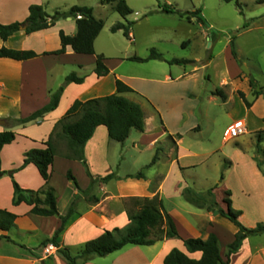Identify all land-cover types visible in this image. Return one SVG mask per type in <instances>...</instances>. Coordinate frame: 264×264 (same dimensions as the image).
I'll use <instances>...</instances> for the list:
<instances>
[{"label":"crops","instance_id":"0c3cea01","mask_svg":"<svg viewBox=\"0 0 264 264\" xmlns=\"http://www.w3.org/2000/svg\"><path fill=\"white\" fill-rule=\"evenodd\" d=\"M45 3H50V0H0V17L3 11L7 10L9 18L5 23L23 22L29 16L30 6H43ZM256 3L264 5V0H256ZM142 13L178 18V27L173 25L168 29L149 32V24L153 23L150 21L152 17L146 16L137 20L139 14H136L133 20L135 24L130 37L127 38L126 51H132L129 54H125V51H115L114 54L107 55L95 48L96 55H80L68 47L65 54L44 55L55 53L62 48L61 31L68 36L77 33L76 20L72 18L61 20L54 27L31 35L21 31L7 42L0 38V48L33 51L39 55L28 61L0 59V120L5 123L0 124V133L12 131L17 135L16 141L5 146L1 153V172L4 174L0 177V209L17 216V227L11 232L0 230V236H7L12 240L10 242L0 239V264H42L44 259H37L32 254L43 240L53 237L61 225L59 217L32 215L31 207L25 203L14 206V187L10 174L14 173V180L24 190L38 191L45 188V182L34 165L16 171L23 164L25 154L35 148H46L44 144L55 132L57 123L76 101L85 102L116 94L118 79L134 91L122 96L141 107L144 114V131H133L127 142L122 145L109 138L105 126L97 128L93 138L86 145V160L89 168L93 169L96 165L97 168L107 171L105 174L93 173L95 178H104L110 174L117 177L109 183L100 184V189H107L113 184L117 190L114 197L100 196L99 203H91L94 206L86 207L80 204L76 212L77 217L68 223L61 236V245L70 249H81L88 241L100 237L105 231L127 227V211L119 213L110 210V213H102V205L117 197L129 201L132 198L159 196L164 202L165 210L173 218L179 234H182V228L184 229L186 237L183 239L197 238L195 235L198 234V219L208 218L215 225L219 220L229 222L222 216L197 209L187 202L186 206L172 203L173 199H183L184 189L192 188L186 177L201 168L207 170L211 162L222 171L223 179L221 180V176L218 184L212 189L223 209H226L224 199L229 198L226 193L230 192L233 208L242 212L240 221L251 208L247 204L246 207L243 206L241 202H257L256 208L253 209L261 215L264 213V156L255 152L256 136L264 132V69L258 57L244 56L239 47V40L244 36L264 32V14L250 18L245 16V22L235 30L236 36L228 38L204 18L203 13L201 16L205 19V24L196 17L185 19L177 14L165 13L158 4ZM182 20H186L194 28L190 31L192 36L189 38L182 39L177 35ZM199 36L202 40H208V52L213 51L224 39L226 43L219 52L203 54L194 59H182L189 62L187 65H171L156 60L145 63L130 60L133 57L146 58L152 49L157 50L168 61L180 60L173 58L172 50L189 48L192 41H196ZM231 40L234 43L236 58L232 54ZM98 55L105 58L104 63L110 71L105 77H98L94 73ZM72 73L85 78V82L81 85H68L55 111L38 121L25 125L16 123L48 105L52 95L64 85L66 77ZM251 77L263 88V94L253 102L251 108H247L239 93L253 101ZM222 95L226 96L225 101L221 98ZM238 123L246 128V134L225 140L228 130ZM58 133L59 131L55 132L56 136ZM55 145L57 156L48 186L56 193L60 215L65 216L81 192L73 189L66 206L61 209V197L53 184V174L57 164L71 172V165L80 162L65 156L63 150L67 147V140L61 135L56 137ZM156 154L158 160L151 165ZM144 159H151V162L144 164ZM125 169L126 172L122 173ZM137 169L158 170H155L152 176L144 174V178L140 180L128 178L139 173ZM33 178L34 183L31 181ZM90 186L89 178V187L85 191L79 187L82 192H89ZM167 197H170L172 210H169ZM119 224L122 226H118ZM237 232L238 228L234 225V233ZM22 234L38 239L37 244L32 247L20 240ZM39 234L45 237L38 238ZM170 241L173 240L159 242L152 247ZM248 242L249 240H246L241 250L232 257L231 264H234ZM139 248L141 247L131 249L128 254L139 252ZM126 249L127 247L123 250ZM171 250L169 248L163 257L165 258ZM124 254L126 253L120 258H128L129 255ZM93 259L86 264H91ZM157 259L158 256H154L149 264H155ZM126 264L136 263L132 259H126ZM246 264H264V246L255 248L254 252L249 254Z\"/></svg>","mask_w":264,"mask_h":264},{"label":"trees","instance_id":"16d2710c","mask_svg":"<svg viewBox=\"0 0 264 264\" xmlns=\"http://www.w3.org/2000/svg\"><path fill=\"white\" fill-rule=\"evenodd\" d=\"M233 0H224L230 3ZM103 5H112L116 13L120 14L124 19L132 14V10L128 6L126 0H103ZM165 13L177 14L181 17L198 18L200 22L205 24V19L201 16L202 11L181 12L172 9L171 6L162 7ZM74 19L77 24V33L74 36H68L63 31L60 32L62 48L55 53H45L44 55H62L65 54L68 47H71L76 54L80 55H96L95 42L105 27L103 20L97 19L91 8L83 6H74L67 12L55 11L53 15L48 14L41 5H32L29 7V16L23 22H15L12 24H0V38L7 42L12 36L21 31L26 35L36 32L48 30L54 27L59 21L66 19ZM133 22L122 24L119 23L112 27L111 32L117 33L123 31L124 36L129 38ZM232 54L236 58L234 51V43L231 42ZM39 57L33 51H17L6 47L0 48V59H12L16 61H28ZM105 58L102 55L97 56L96 67L94 73L98 77L107 76L110 71L104 63ZM130 60L140 63L152 60L167 62L168 64H189L188 61L171 60L168 61L157 50L152 49L148 57H133ZM85 82V78H80L76 73L68 75L64 85L55 92L48 105L33 113L25 119L16 121L19 125H25L33 121L44 118L47 114L55 111L60 104L61 97L65 88L70 84L81 85ZM252 88L253 101H249L243 93H239L241 99L247 108H251L253 102L263 94V88L259 87L258 82L254 78H250ZM117 93L88 100L85 102L76 101L67 111L65 116L57 123L55 132L59 131L57 136L61 135L67 140L68 159L80 162L86 169V174L91 180L92 190L97 184L109 183L117 179L116 175L110 174L104 178H95L89 168L85 156V148L88 142L93 138L97 128L105 126L108 131L109 138L119 144H125L130 138L133 131L143 132L145 128L144 114L141 107L122 95L133 93L134 91L121 80L116 82ZM221 98L225 101L226 96ZM53 132L49 140L44 144L45 149H32L25 154L23 164L16 171H21L29 165H34L40 176L45 182L46 187L38 191L24 190L16 183L13 174V205L19 206L22 203L31 207L30 213L40 217H59L61 225L55 232L53 237L44 240L40 247L53 246L57 250V254L65 260L67 264H86L94 257L105 258L115 254L128 246L135 247H152L155 244L169 240H179L184 250L173 248L164 258L163 264H231L232 257L236 255L242 248L244 242L251 238L264 234V223L257 224L254 228L245 227L240 219L242 212L233 208L231 193L227 192L229 198L224 199L226 209H223L216 199L214 189L206 192H197L193 188L184 189L183 199L193 207L205 210L222 216L229 220L237 228L234 241L228 246V253L224 260L221 254L219 239L216 234L212 233L207 239L202 238H181L177 226L173 218L165 210L164 202L159 196L153 198H132L129 201L134 204L136 210L127 211L129 225L124 229L115 228L112 231H105L100 237L88 241L77 253L73 255L70 248L61 245V236L66 230L68 223L76 218V200L71 204L67 214L61 216L57 205V196L54 189L48 186L52 177V167L54 159L57 156L55 145L56 134ZM17 139V135L12 131L0 133V177L4 174L1 172V153L5 146L11 145ZM158 160V154L151 165ZM150 165V166H151ZM261 169V166L259 165ZM68 179L74 184L75 188L83 193L77 183V180L71 172L67 174ZM264 176V172H263ZM132 179H143L144 173L139 172L136 175L128 176ZM223 179V176L221 180ZM90 203H99V198L92 196L87 199ZM17 216L7 210L0 209V230L3 232H11L16 229ZM0 239L12 241L10 237L0 236ZM25 248V247H24ZM199 254V258H193V255Z\"/></svg>","mask_w":264,"mask_h":264},{"label":"rangeland","instance_id":"374dc122","mask_svg":"<svg viewBox=\"0 0 264 264\" xmlns=\"http://www.w3.org/2000/svg\"><path fill=\"white\" fill-rule=\"evenodd\" d=\"M103 0H50V3H45L43 5L45 11L53 15L55 11L59 10L62 12L69 11L74 6H83L91 8L94 12V16L97 19H101L105 23V27L102 30L101 36L99 37L98 41L95 43V48L98 52H104L107 55L114 54L115 51L117 52H123L125 54L132 53L131 50L126 51V45L128 43L127 37L124 36V33H112L111 27L115 26L119 23L127 24L130 22H133L135 19V15L139 14L138 17H136L137 20H142L146 16L152 17L150 21L153 23H150V29L149 32L154 31H160L161 29H168L173 25L178 24L177 19L175 17H158V16H149V14H143L144 10H148L149 7L157 6L163 10V6L169 5L172 7V9H178L179 11L184 12H192L194 10H201L203 13L204 18L208 19L211 24L214 25V27L223 32V35L226 37H235L236 33L235 30L237 28H240L242 24L245 22V16L250 17H256L260 14H264V5H260L256 3V0H233L230 3L224 2V0H126L128 6L132 10V14L129 15L126 19H124L120 14L114 12L112 5H103ZM2 16L0 17V24L7 25V20L9 18V15L6 13L8 12L3 11ZM243 13V14H241ZM187 18V17H183ZM135 24V22H133ZM12 24V23H11ZM193 26L189 25L186 20H182L181 26L179 31L177 32V35L181 37L182 39L189 38L190 31H193ZM141 32V30H140ZM1 41V39H0ZM197 41V42H196ZM196 41H192V45L189 48H178L172 50L173 58L176 59H194L198 58V56H202L203 54H210L221 51L226 43V39H224L222 42H220L213 51H209L206 49L208 47V40L203 39L199 36V38ZM232 42V40H231ZM131 47V44L129 45ZM239 47L241 48V52L246 55H252L254 57H258L260 62L263 65L264 69V32L255 33L250 36H244L239 40ZM125 51V52H124ZM141 53V52H140ZM144 54V53H142ZM148 57V56H147ZM124 69V68H123ZM224 125V124H222ZM60 131V128L58 129ZM213 139V138H212ZM257 140V147H256V153L260 156H264V132L259 133L256 136ZM259 140V141H258ZM217 142H219V138L217 136ZM63 152L66 154L68 152V147L65 146ZM151 159H144V164H149ZM60 163V162H59ZM264 168V163L262 164ZM68 170L66 167H63L61 164H57L55 168V172L53 174V184L57 191L59 192V196L61 197V203L60 208L63 209L66 204L67 200L71 196V192L73 189H75L74 184L68 179ZM72 175L77 180L78 185L81 187L83 191H85L89 187V178L86 174V169L81 163H75L72 164L70 167ZM137 172H144V174H148L149 176L153 175L155 170H143V169H137ZM90 171L92 174H105V169H99L96 167H93V169L90 168ZM136 171V170H134ZM116 172V171H115ZM122 173L126 172V169L121 171ZM222 176V171L220 168L216 165H214L213 162H211V166L207 168V170H203L201 168L198 172H194L193 174H190V177H186V179L189 181V184L192 188L199 192H205L212 188H214L218 182L220 181V178ZM34 178L31 179L32 183H34ZM99 187H102L100 184H97L92 190L89 192H83L79 194V198L76 203V212L78 211V206L82 204L83 206H94V204L88 203L87 199L91 198L92 196L96 197H114L115 196V189L112 184V186H108L107 189ZM199 190H198V189ZM170 197H167L169 199ZM184 199L177 200L173 199L172 203H178L181 205L186 206V201L184 202ZM84 202V203H83ZM167 202H169V210H172L171 200L169 199ZM219 203V202H218ZM220 204V203H219ZM238 204V203H237ZM243 206L246 207L250 206L251 208L247 212V215L245 218H243V222L241 223L247 227L251 228L249 226H253L254 228L259 223H264V213H257L254 208H256L257 202H241ZM222 207V205L220 204ZM137 208L134 206V204L128 199H119L112 198L107 200L102 205V213L107 214L110 213V210H116L117 212L122 211H131L136 210ZM191 209V208H190ZM194 209V208H192ZM112 213V212H111ZM192 220V219H191ZM180 221V220H179ZM199 221V227H198V234L195 235L197 238H207L209 234L216 232V235L219 239V244L221 248V254L226 259V255L228 253V246L234 241L235 233H234V225L230 224L229 222H223L222 220H219L217 222V225H215L212 221H210L208 218H201L198 219ZM194 222V221H193ZM118 226H122L119 224ZM125 226V225H124ZM126 227V226H125ZM125 227H119L120 229H124ZM182 227V225H181ZM182 234L181 237L185 238L186 233L184 232V229L182 228ZM45 237L43 234H39L38 238ZM20 240H24L25 243H28L30 245H36L37 240L36 238H30L28 235L22 234L20 237ZM196 238V237H195ZM248 244L245 246V248L242 250L241 254L238 258L234 261V264H246L248 261L249 254L251 252H254L255 248H259L261 246H264V234L256 237H251L249 239ZM44 241V240H43ZM42 241V242H43ZM41 242V243H42ZM40 243V244H41ZM135 246H128L126 250H123L122 252H117L116 254L112 256H107L105 258H99L94 257L93 262L91 264H126V259L130 260L132 259L136 264H149L151 260L154 258V256H158V259L156 260L155 264H163L164 260V253L169 249L178 248L180 250L183 249V245L179 240H173L167 243H161L156 247H141L139 252H135L134 254L129 255L128 252L131 249H134ZM73 255H77L80 249L73 247L70 249ZM30 252H33V250H30ZM123 253H126L124 255H129L128 258L125 257V259L120 258ZM33 257L37 259H44V262L42 264H64L66 263L64 259H62L58 254L57 250L51 246L48 245L47 247H39L36 248V251L33 252ZM119 257V258H118ZM193 258H199V255H193ZM91 259V260H92ZM119 259V260H118ZM90 260V261H91ZM118 260V261H117ZM89 262V261H88ZM86 262V263H88Z\"/></svg>","mask_w":264,"mask_h":264},{"label":"built area","instance_id":"2783aa9c","mask_svg":"<svg viewBox=\"0 0 264 264\" xmlns=\"http://www.w3.org/2000/svg\"><path fill=\"white\" fill-rule=\"evenodd\" d=\"M244 134H246V128L242 124L238 123L228 130L225 140H231Z\"/></svg>","mask_w":264,"mask_h":264},{"label":"water","instance_id":"95a60500","mask_svg":"<svg viewBox=\"0 0 264 264\" xmlns=\"http://www.w3.org/2000/svg\"><path fill=\"white\" fill-rule=\"evenodd\" d=\"M242 70L245 71V72L249 75V72H248L244 67H242ZM0 124H1V125H4L5 123H4L3 121L0 120Z\"/></svg>","mask_w":264,"mask_h":264}]
</instances>
